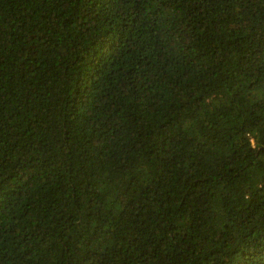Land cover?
I'll return each instance as SVG.
<instances>
[{
	"label": "trees",
	"instance_id": "16d2710c",
	"mask_svg": "<svg viewBox=\"0 0 264 264\" xmlns=\"http://www.w3.org/2000/svg\"><path fill=\"white\" fill-rule=\"evenodd\" d=\"M0 264H264V0H0Z\"/></svg>",
	"mask_w": 264,
	"mask_h": 264
}]
</instances>
